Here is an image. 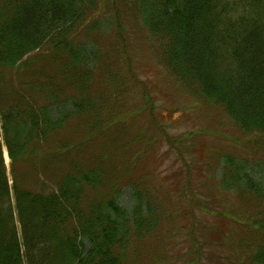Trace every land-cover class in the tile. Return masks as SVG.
<instances>
[{
  "label": "trees",
  "instance_id": "1",
  "mask_svg": "<svg viewBox=\"0 0 264 264\" xmlns=\"http://www.w3.org/2000/svg\"><path fill=\"white\" fill-rule=\"evenodd\" d=\"M97 9L137 15L167 71L264 149V0H0V264H156L152 248L179 229L173 263L264 264V164L254 177L225 154L199 219L203 170L152 187L138 163L151 127L134 128L143 114L120 91L91 89L102 56L76 43Z\"/></svg>",
  "mask_w": 264,
  "mask_h": 264
},
{
  "label": "rangeland",
  "instance_id": "2",
  "mask_svg": "<svg viewBox=\"0 0 264 264\" xmlns=\"http://www.w3.org/2000/svg\"><path fill=\"white\" fill-rule=\"evenodd\" d=\"M118 14L120 17L110 20L115 14L105 9H97L79 29L76 43L82 42L88 48L94 47L102 56L96 69V81L91 89L97 91L116 89L117 92H121L123 110L143 114L134 120V128L142 125L151 127L152 130L145 134L154 137V142L147 144L146 147H150L141 153L138 161L139 172L147 171L144 175L150 180L152 187L154 184L156 187H168L167 182L171 178L179 180L180 177L175 174L180 168L184 171L185 182L188 176L185 167H190L196 175L199 169L205 172L201 181L191 184L193 190L201 186L204 188V193L200 191L193 193V201L196 204L194 213L196 219H199L203 217L200 207L207 206L208 200L211 202L214 200V196L206 194L209 188L212 189L213 181L219 178L221 158L227 153L233 154L240 162L244 161L246 172L254 177L255 175L260 177L259 171L263 169L264 164V149L259 150L256 144H252V137L242 133L222 108L199 99L167 71L160 60V47L157 41L150 40L137 15L127 17L121 11H118ZM144 93L148 95V101L144 100ZM128 104L131 106L129 110L126 109ZM145 105L146 111L139 112ZM57 106L63 107L61 103ZM54 108L55 106L50 111L53 118L57 112ZM151 108L152 116L149 114ZM158 128L164 132L161 138L159 132L155 131ZM157 138L158 144L155 141ZM167 139L171 140L173 146L167 143ZM0 141L2 142L1 133ZM3 155L10 179V161L5 149ZM162 177L165 179L164 183ZM117 195L121 206L129 205L130 195L127 188L122 187ZM186 202L187 199L183 201V207H187ZM13 212L16 217L15 211ZM184 215L181 212L178 216V225H182L181 218ZM212 219L204 217L206 221L204 234L216 229L212 225ZM16 226L19 232L17 223ZM184 236L179 229L174 237L169 236L168 242L158 241L152 248L156 264H178L171 261V255L183 251L181 247L184 245L177 244L183 242ZM174 249L175 252L172 251Z\"/></svg>",
  "mask_w": 264,
  "mask_h": 264
},
{
  "label": "bare ground",
  "instance_id": "3",
  "mask_svg": "<svg viewBox=\"0 0 264 264\" xmlns=\"http://www.w3.org/2000/svg\"><path fill=\"white\" fill-rule=\"evenodd\" d=\"M5 157H6V155H5ZM7 159V158H6Z\"/></svg>",
  "mask_w": 264,
  "mask_h": 264
}]
</instances>
